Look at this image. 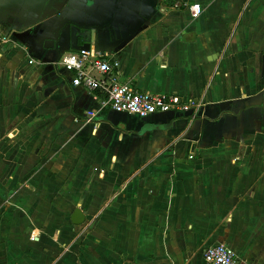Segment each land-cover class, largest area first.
Here are the masks:
<instances>
[{
  "label": "crops",
  "instance_id": "1",
  "mask_svg": "<svg viewBox=\"0 0 264 264\" xmlns=\"http://www.w3.org/2000/svg\"><path fill=\"white\" fill-rule=\"evenodd\" d=\"M73 26L201 113L102 110L60 65ZM0 34V264H264V0H0Z\"/></svg>",
  "mask_w": 264,
  "mask_h": 264
},
{
  "label": "built area",
  "instance_id": "2",
  "mask_svg": "<svg viewBox=\"0 0 264 264\" xmlns=\"http://www.w3.org/2000/svg\"><path fill=\"white\" fill-rule=\"evenodd\" d=\"M184 5L188 7L193 19L200 17L202 13L200 4L189 6L185 3ZM7 41L8 38L0 34V43ZM60 65L73 74V86L104 95L100 100L102 110L110 109L142 119L172 111L188 113L192 118H196L205 105L203 100L183 101L174 94L139 92L129 84L119 82L121 66L119 60L103 57L95 52L83 50L65 54L60 60ZM92 115L94 113L90 114ZM35 238L33 233L32 239ZM204 260L206 264H248L225 244L207 248L204 252Z\"/></svg>",
  "mask_w": 264,
  "mask_h": 264
},
{
  "label": "water",
  "instance_id": "3",
  "mask_svg": "<svg viewBox=\"0 0 264 264\" xmlns=\"http://www.w3.org/2000/svg\"><path fill=\"white\" fill-rule=\"evenodd\" d=\"M91 36H92V31L87 30L84 33L80 32V28L78 26H73L71 29V37H72V48L77 50V51H90L91 50ZM80 37L84 38V44L79 45L78 44V39ZM72 223L76 226H81L86 222V214H84L80 209H76L72 215Z\"/></svg>",
  "mask_w": 264,
  "mask_h": 264
}]
</instances>
